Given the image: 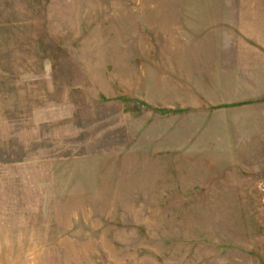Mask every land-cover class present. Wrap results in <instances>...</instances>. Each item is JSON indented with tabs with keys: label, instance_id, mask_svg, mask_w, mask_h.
Wrapping results in <instances>:
<instances>
[{
	"label": "rangeland",
	"instance_id": "obj_1",
	"mask_svg": "<svg viewBox=\"0 0 264 264\" xmlns=\"http://www.w3.org/2000/svg\"><path fill=\"white\" fill-rule=\"evenodd\" d=\"M224 2L0 0V264H264V69Z\"/></svg>",
	"mask_w": 264,
	"mask_h": 264
},
{
	"label": "crops",
	"instance_id": "obj_2",
	"mask_svg": "<svg viewBox=\"0 0 264 264\" xmlns=\"http://www.w3.org/2000/svg\"><path fill=\"white\" fill-rule=\"evenodd\" d=\"M224 19L234 36V62H239L240 68L247 67L250 53L257 65L249 68L264 69V0H225Z\"/></svg>",
	"mask_w": 264,
	"mask_h": 264
}]
</instances>
